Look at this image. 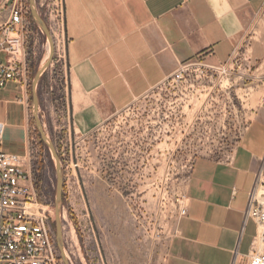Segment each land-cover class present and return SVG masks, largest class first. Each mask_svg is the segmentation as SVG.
<instances>
[{
    "label": "rangeland",
    "instance_id": "rangeland-1",
    "mask_svg": "<svg viewBox=\"0 0 264 264\" xmlns=\"http://www.w3.org/2000/svg\"><path fill=\"white\" fill-rule=\"evenodd\" d=\"M35 1L50 31L48 15ZM23 6L26 79L15 83L14 104L20 110L13 113L10 106L8 120L22 122L19 156L30 167L37 201L55 230V160L38 134L31 97L48 41L30 14L29 0ZM241 57L236 52L215 71L202 72L198 82L155 88L83 132L72 126L64 68L54 65L53 55L37 84L38 116L61 163L62 238L70 264L162 263L158 254L171 233L176 200L185 195L193 162L231 154L264 88V74L253 65L244 67ZM10 130L6 141L13 148ZM57 263L64 264L59 250Z\"/></svg>",
    "mask_w": 264,
    "mask_h": 264
},
{
    "label": "crops",
    "instance_id": "crops-1",
    "mask_svg": "<svg viewBox=\"0 0 264 264\" xmlns=\"http://www.w3.org/2000/svg\"><path fill=\"white\" fill-rule=\"evenodd\" d=\"M62 1L64 83L76 130L97 128L186 61L218 67L237 52L244 67L264 74V0ZM15 89V82L0 89V122L4 149L22 155V122L8 120L10 106L20 110ZM185 195L187 214L173 224L161 264H247L257 225L246 205L251 195L264 200V88L231 154L195 159Z\"/></svg>",
    "mask_w": 264,
    "mask_h": 264
},
{
    "label": "built area",
    "instance_id": "built-area-1",
    "mask_svg": "<svg viewBox=\"0 0 264 264\" xmlns=\"http://www.w3.org/2000/svg\"><path fill=\"white\" fill-rule=\"evenodd\" d=\"M48 15L54 36V62L65 66L63 1L39 0ZM27 27L23 0H0V89L10 82L24 84L25 29ZM202 59L183 62L162 85L198 82L202 72L215 71ZM4 125L0 122V264H58L55 230L47 211L36 198L30 167L18 154L3 146ZM187 197L176 200L173 224L187 214ZM245 217L252 218L257 232L247 254V264H264V201L249 197ZM172 234L169 235V237Z\"/></svg>",
    "mask_w": 264,
    "mask_h": 264
},
{
    "label": "water",
    "instance_id": "water-1",
    "mask_svg": "<svg viewBox=\"0 0 264 264\" xmlns=\"http://www.w3.org/2000/svg\"><path fill=\"white\" fill-rule=\"evenodd\" d=\"M29 7H30V14L35 22L40 26L41 30L46 36L47 41L51 45V51L48 55V59L45 61L43 65H41L38 70L36 71L32 83H31V97H32V106H33V118L36 124V128L41 140L47 145L48 149L50 150L52 156L55 160V171H56V195H55V205H54V225H55V237L58 250L60 252L61 258L64 264H70L67 259L63 255L62 245H63V238H62V225H61V218H60V201L62 198V187H63V180L61 174V163L59 156L53 146V144L48 139L47 135L44 132L42 127L41 120L38 116V107H39V98L37 94V84L39 78L44 73V71L48 68L51 64L53 55H54V42L52 35L47 27L46 22L44 19L39 15V12L36 7L35 0H29Z\"/></svg>",
    "mask_w": 264,
    "mask_h": 264
},
{
    "label": "bare ground",
    "instance_id": "bare-ground-1",
    "mask_svg": "<svg viewBox=\"0 0 264 264\" xmlns=\"http://www.w3.org/2000/svg\"><path fill=\"white\" fill-rule=\"evenodd\" d=\"M51 51V45L49 42H47V46H46V54L44 56V59L42 60L43 63H41V65H43L45 63V61L48 59V55ZM60 218H61V213H60ZM62 251H63V255L65 257V252H64V248H63V245H62ZM66 258V257H65Z\"/></svg>",
    "mask_w": 264,
    "mask_h": 264
}]
</instances>
